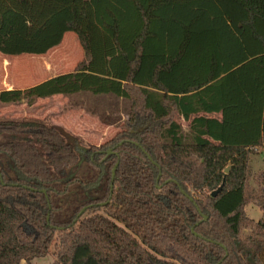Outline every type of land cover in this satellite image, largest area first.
<instances>
[{
  "label": "trees",
  "instance_id": "obj_1",
  "mask_svg": "<svg viewBox=\"0 0 264 264\" xmlns=\"http://www.w3.org/2000/svg\"><path fill=\"white\" fill-rule=\"evenodd\" d=\"M67 33L74 70L0 104L62 96L118 131L83 145L44 118L0 119V264H264V219L245 213L264 211V172L249 193L264 0H0L5 56H43Z\"/></svg>",
  "mask_w": 264,
  "mask_h": 264
},
{
  "label": "rangeland",
  "instance_id": "obj_2",
  "mask_svg": "<svg viewBox=\"0 0 264 264\" xmlns=\"http://www.w3.org/2000/svg\"><path fill=\"white\" fill-rule=\"evenodd\" d=\"M83 58L82 46L74 33H67L59 46L43 56L13 57L0 53V91L26 89L51 77L69 73ZM25 117L44 118L69 136L83 141V145L98 146L111 139L118 131L100 122L83 109L71 108L69 99L62 96L40 100L32 107H28L25 103L0 104V119ZM182 124L184 130L188 132L187 123L182 122ZM250 170L252 179L249 183V193L253 195L261 189L258 181L264 172V148L256 149L251 155ZM245 213L253 223L264 219V211L255 201L245 206ZM253 223L243 229L244 234L250 233ZM51 250L53 253L54 247ZM53 261L54 255L49 254L44 258L34 259L32 264H52Z\"/></svg>",
  "mask_w": 264,
  "mask_h": 264
},
{
  "label": "water",
  "instance_id": "obj_3",
  "mask_svg": "<svg viewBox=\"0 0 264 264\" xmlns=\"http://www.w3.org/2000/svg\"><path fill=\"white\" fill-rule=\"evenodd\" d=\"M112 152H113V151H112L111 149L108 151L109 154L112 153ZM148 158L151 159L150 156H148ZM226 172H228V170H227ZM0 177H1V175H0ZM113 178H114V175H113ZM1 181H2V180H1ZM222 187H223V186H221L218 190L214 191V192L212 193L211 196H212V197H216L217 194L219 193V191L222 189ZM42 192L45 194L46 199H48L46 192H45V191H42ZM84 212H85V209L82 211V214H83ZM82 214H80V215H82ZM206 219H207V217L204 216V220H206ZM48 220H49V217H48Z\"/></svg>",
  "mask_w": 264,
  "mask_h": 264
},
{
  "label": "crops",
  "instance_id": "obj_4",
  "mask_svg": "<svg viewBox=\"0 0 264 264\" xmlns=\"http://www.w3.org/2000/svg\"><path fill=\"white\" fill-rule=\"evenodd\" d=\"M6 90H9V89H6Z\"/></svg>",
  "mask_w": 264,
  "mask_h": 264
}]
</instances>
